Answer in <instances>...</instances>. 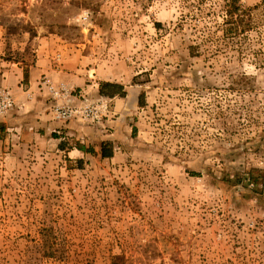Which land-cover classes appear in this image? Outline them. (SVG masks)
<instances>
[{
	"label": "rangeland",
	"instance_id": "rangeland-1",
	"mask_svg": "<svg viewBox=\"0 0 264 264\" xmlns=\"http://www.w3.org/2000/svg\"><path fill=\"white\" fill-rule=\"evenodd\" d=\"M229 4L0 0V73L43 48L102 84L43 76L42 122L0 87L14 99L0 113V264H264V182H249L264 169V0L233 18ZM103 98L94 122L53 113ZM77 140L93 152L71 153Z\"/></svg>",
	"mask_w": 264,
	"mask_h": 264
},
{
	"label": "crops",
	"instance_id": "crops-1",
	"mask_svg": "<svg viewBox=\"0 0 264 264\" xmlns=\"http://www.w3.org/2000/svg\"><path fill=\"white\" fill-rule=\"evenodd\" d=\"M55 56V53L50 50L41 48L37 60L35 62L33 60L34 63H30L29 66H22V68H10L6 72L0 73V87L7 86L11 88L15 96H17V99L24 98L25 100L22 102L23 109H21L25 112H21L23 114L19 115L16 114L20 116V118L26 117L24 115H33L42 122L41 120L46 117L45 111L46 106H48V102L46 103V101L49 96L45 86H42L41 83V78L43 76L47 75L56 84H59L60 82L74 83L78 88L87 90L88 92L100 89V86L102 85L101 82L91 84L90 82L92 79L81 71L80 68L82 67L72 58L64 57L61 58V60H58ZM30 94L33 99L29 96ZM111 99L113 100L115 110L117 111L123 103V98L115 96L111 97ZM68 101L74 103L78 102L76 96L70 98ZM70 151L71 153L74 151H77V153L80 154L85 153L77 148L75 150L71 149Z\"/></svg>",
	"mask_w": 264,
	"mask_h": 264
},
{
	"label": "built area",
	"instance_id": "built-area-1",
	"mask_svg": "<svg viewBox=\"0 0 264 264\" xmlns=\"http://www.w3.org/2000/svg\"><path fill=\"white\" fill-rule=\"evenodd\" d=\"M43 82L47 85L50 93L54 98H67L73 96L72 90L67 84H60L56 86L52 81L43 79ZM0 113H4L14 106V99L11 92L7 89L0 90ZM110 108L107 98L89 102L83 107L72 104H56L54 105L53 113L59 119L70 120L74 117H81L92 122L97 121L101 115L105 114Z\"/></svg>",
	"mask_w": 264,
	"mask_h": 264
},
{
	"label": "trees",
	"instance_id": "trees-1",
	"mask_svg": "<svg viewBox=\"0 0 264 264\" xmlns=\"http://www.w3.org/2000/svg\"><path fill=\"white\" fill-rule=\"evenodd\" d=\"M239 11V0H230L229 4V15L233 18L234 14ZM5 129V124H0V131H3ZM39 132L43 134L44 130L40 129ZM0 139L2 138V135L0 134ZM111 142L108 140H102L101 142V150H102V156L104 158H109L113 156V150L109 148ZM75 148L82 152L86 153H92V147L87 146L82 140H77L75 144ZM249 182L257 185V187L262 190L263 189V182H264V169L261 168H253L250 170L249 173ZM46 245L49 247L48 242H46ZM123 259L121 256H116L114 258L113 264H123Z\"/></svg>",
	"mask_w": 264,
	"mask_h": 264
}]
</instances>
